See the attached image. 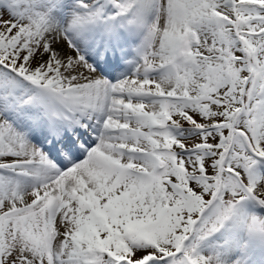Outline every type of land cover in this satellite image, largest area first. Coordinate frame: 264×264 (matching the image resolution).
Returning <instances> with one entry per match:
<instances>
[{
	"label": "snow or ice",
	"instance_id": "6c2138e0",
	"mask_svg": "<svg viewBox=\"0 0 264 264\" xmlns=\"http://www.w3.org/2000/svg\"><path fill=\"white\" fill-rule=\"evenodd\" d=\"M257 209L264 0H0V264H247Z\"/></svg>",
	"mask_w": 264,
	"mask_h": 264
},
{
	"label": "rangeland",
	"instance_id": "374dc122",
	"mask_svg": "<svg viewBox=\"0 0 264 264\" xmlns=\"http://www.w3.org/2000/svg\"><path fill=\"white\" fill-rule=\"evenodd\" d=\"M90 58L94 59L95 57ZM119 71H124V68L121 67ZM113 75H109L107 78L112 79ZM256 211L258 214L264 215V209H257ZM245 259L247 264H264V239L255 237L249 242Z\"/></svg>",
	"mask_w": 264,
	"mask_h": 264
}]
</instances>
